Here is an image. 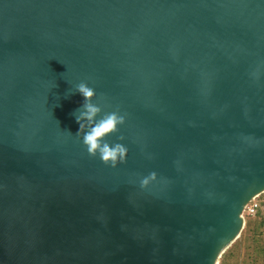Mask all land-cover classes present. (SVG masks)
Instances as JSON below:
<instances>
[{
	"label": "water",
	"instance_id": "1",
	"mask_svg": "<svg viewBox=\"0 0 264 264\" xmlns=\"http://www.w3.org/2000/svg\"><path fill=\"white\" fill-rule=\"evenodd\" d=\"M263 193L264 0H0V264H219Z\"/></svg>",
	"mask_w": 264,
	"mask_h": 264
},
{
	"label": "clouds",
	"instance_id": "2",
	"mask_svg": "<svg viewBox=\"0 0 264 264\" xmlns=\"http://www.w3.org/2000/svg\"><path fill=\"white\" fill-rule=\"evenodd\" d=\"M75 92H79L84 97L82 106L73 113L80 126L75 136L82 134V142L89 155L95 157L99 154L103 163L116 167L118 163L126 160L128 149L122 143H109L107 137L119 131L118 126L125 123V117L118 111H113L105 113L102 118L97 119L103 109L93 102L97 96L96 90L86 82H81L76 86ZM57 123L59 124L58 121ZM66 132L72 135L70 131ZM119 139L122 141L124 137L121 136ZM155 178L156 174L151 173L141 180V186H147L150 180Z\"/></svg>",
	"mask_w": 264,
	"mask_h": 264
},
{
	"label": "trees",
	"instance_id": "3",
	"mask_svg": "<svg viewBox=\"0 0 264 264\" xmlns=\"http://www.w3.org/2000/svg\"><path fill=\"white\" fill-rule=\"evenodd\" d=\"M259 208L246 216V227L238 242L219 264H264V193L255 199Z\"/></svg>",
	"mask_w": 264,
	"mask_h": 264
},
{
	"label": "built area",
	"instance_id": "4",
	"mask_svg": "<svg viewBox=\"0 0 264 264\" xmlns=\"http://www.w3.org/2000/svg\"><path fill=\"white\" fill-rule=\"evenodd\" d=\"M259 208L258 202L253 200L246 208L245 217L255 215L257 209Z\"/></svg>",
	"mask_w": 264,
	"mask_h": 264
}]
</instances>
